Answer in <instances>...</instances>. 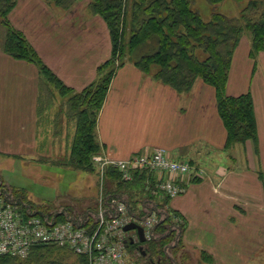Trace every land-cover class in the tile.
<instances>
[{"label": "crops", "instance_id": "1", "mask_svg": "<svg viewBox=\"0 0 264 264\" xmlns=\"http://www.w3.org/2000/svg\"><path fill=\"white\" fill-rule=\"evenodd\" d=\"M89 3L76 0L65 9L53 0H17L9 13L12 26L73 90L96 80L99 65L112 53L108 25L89 12ZM250 48L251 36L244 34L233 57L227 92L252 93L257 154L251 141L226 148L227 129L213 86L198 79L190 91L178 92L132 62L117 69L96 126L102 150L93 157L118 160L164 148L173 159L192 164L196 172L185 177L187 189L173 199L171 208L185 220L184 242L216 256L226 242L211 244L204 234L226 239L228 232L235 234L249 225L254 229L252 218L260 227L258 220L264 217V50L254 59ZM47 87L51 97L42 100L36 64L14 58L0 47V154L37 161L38 154L48 151L69 152L75 124L67 115V99L55 102L56 90ZM199 171L200 179L190 181Z\"/></svg>", "mask_w": 264, "mask_h": 264}, {"label": "trees", "instance_id": "2", "mask_svg": "<svg viewBox=\"0 0 264 264\" xmlns=\"http://www.w3.org/2000/svg\"><path fill=\"white\" fill-rule=\"evenodd\" d=\"M53 1L67 9L76 0ZM207 1L217 4L223 0ZM16 2L17 0H0V47L14 58L36 64L41 76L42 100L51 97L50 88L46 86L56 89L62 96L68 95L67 115L75 124L69 152L54 158L52 162L63 165L64 168L88 172L95 170L93 155L102 150V144L96 136L99 112L117 69L126 62H132L143 72L151 74L153 78L172 86L178 92L190 91L198 79L213 86L218 114L227 129L226 148L251 141L255 153H258V127L252 93L247 91L239 95L228 94L227 84L234 54L245 30H249L252 35L250 56L255 59L264 50V0H249L240 16L213 12L208 20L192 8L193 0H90L89 12L100 15L108 25L112 53L108 60L99 65L96 80L82 90L66 86L42 60L26 36L12 26L9 13ZM127 30L130 33L128 39ZM145 46L148 47L146 51L143 50ZM155 173L137 170L133 179L126 181L117 169L109 166L104 174L106 180L102 181V187H105L102 192L105 197H125L132 212H136L134 209L140 206L141 210L137 214L141 216L145 214L143 209L148 203H155L159 210L156 237L147 240L149 246L146 255L156 254L157 264L167 258L168 263H171L173 260L167 254V249L174 248L173 251L176 252L179 248L181 238L176 241L177 231L183 232L185 221L178 211L168 206L170 197L158 190L160 178ZM198 180L193 177L190 181ZM2 200L0 194V203ZM14 201L26 203L34 209L33 203ZM62 211V214H57L61 216L60 219H65L64 211L67 209L63 208ZM86 213V223L91 225L89 220L94 217L90 213L93 212ZM169 239L174 240V243L167 246ZM134 246L136 245L130 240L127 241L128 251L132 252ZM62 251L66 254H62ZM0 264L89 262L86 255L76 254L67 247L37 243L26 257L0 255Z\"/></svg>", "mask_w": 264, "mask_h": 264}, {"label": "built area", "instance_id": "3", "mask_svg": "<svg viewBox=\"0 0 264 264\" xmlns=\"http://www.w3.org/2000/svg\"><path fill=\"white\" fill-rule=\"evenodd\" d=\"M93 160L101 168L103 177L109 166L117 169L126 181L132 180L137 170L173 175L160 178L157 184L158 190L170 198L186 191L188 182L185 177L194 170L190 162L173 159L164 148L118 160L95 155ZM143 210L145 214L141 216L131 211L125 197L101 194L97 210L90 213L94 219L89 220L91 225H87V213L71 216L64 211L66 218L60 219L57 213L62 214L63 211L39 212L25 203L2 200L0 255L25 257L35 244L52 243L86 255L89 264H133L128 258L127 241L137 240L139 236L136 230V233L134 230L126 231L125 226L131 222L140 224L146 239L150 240L158 222L159 212L155 203Z\"/></svg>", "mask_w": 264, "mask_h": 264}, {"label": "rangeland", "instance_id": "4", "mask_svg": "<svg viewBox=\"0 0 264 264\" xmlns=\"http://www.w3.org/2000/svg\"><path fill=\"white\" fill-rule=\"evenodd\" d=\"M248 1L223 0L220 3L211 4L207 0H193L192 8L198 10L202 17L208 20L213 12H221L228 16H240L242 8L248 4ZM128 31H126L127 39L130 34ZM244 34H248L252 38L249 30H245ZM143 50H148V47H143ZM64 98L67 99L68 95L62 96L56 90L55 102L58 103ZM61 105H64V102ZM243 145L239 144V147ZM58 154H53L51 151L42 155L38 154L37 161H32L28 157L20 158L0 154V184L4 185L3 187L0 186V194H2L3 200H24L29 204L33 203L34 209L40 212L50 213L66 208V213L71 216H80L88 211L97 210L99 197L103 194L102 190L105 189L102 187V181L106 180L105 175L102 180L101 168L95 165L96 168L93 172L64 168L63 165L52 162L54 158L65 155L64 153ZM200 172L195 173L196 178L202 174ZM162 195L161 197H163ZM180 195L170 198L168 205L170 208L173 199L180 197ZM142 204L140 203V205ZM147 205L151 207V204L148 203ZM140 210V206L134 209L136 212H140ZM258 222H260V227L256 225V218L250 219L254 229H251L249 225V228L247 226L245 230L240 228L235 234L228 232V235H225L226 239L212 233L204 234V237L208 238L211 244L217 240L226 242L223 244V249L221 246L217 256L208 249L187 245L181 235L183 232L177 231L176 241L181 238L179 248L176 252L173 251L174 248L167 249V254L173 262L168 263L169 259L167 258L160 264H264V217L259 218ZM153 236L156 237L155 231H153ZM173 243L174 240L169 239L167 246ZM148 246L146 241L143 245V251H146ZM61 253L66 254L64 251ZM145 255L136 245L132 252L129 251L128 258L133 264H153L148 257H151L155 264L158 263H156V254L148 253L147 256Z\"/></svg>", "mask_w": 264, "mask_h": 264}, {"label": "water", "instance_id": "5", "mask_svg": "<svg viewBox=\"0 0 264 264\" xmlns=\"http://www.w3.org/2000/svg\"><path fill=\"white\" fill-rule=\"evenodd\" d=\"M136 229L137 232H138V236H139V239L140 241L143 243L146 241V236H145V233H144V228L138 224V223H135V222H131V223H128L126 226H125V230L126 231H129V230H134ZM133 240V239H132ZM131 240V241H132ZM141 250H142V253L143 254H146V251H143V247H141ZM153 264H155L153 262Z\"/></svg>", "mask_w": 264, "mask_h": 264}, {"label": "flooded vegetation", "instance_id": "6", "mask_svg": "<svg viewBox=\"0 0 264 264\" xmlns=\"http://www.w3.org/2000/svg\"><path fill=\"white\" fill-rule=\"evenodd\" d=\"M158 223V222H157ZM157 225V224H156ZM156 225H155V228H156ZM134 233H136V231L134 230ZM133 233V234H134ZM147 241V240H146ZM146 241L145 242H141L139 239H137L136 240V238H135V240H133V244H135V245H138V247H139V250H141V247H143V245H145V243H146ZM142 251V250H141ZM147 254V253H146ZM145 256H147V255H145ZM144 256V257H145ZM148 259L150 260V261H152V263H153V259L152 258H150V257H148Z\"/></svg>", "mask_w": 264, "mask_h": 264}]
</instances>
